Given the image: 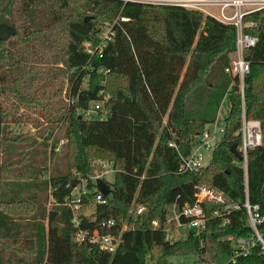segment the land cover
<instances>
[{
    "label": "trees",
    "instance_id": "trees-1",
    "mask_svg": "<svg viewBox=\"0 0 264 264\" xmlns=\"http://www.w3.org/2000/svg\"><path fill=\"white\" fill-rule=\"evenodd\" d=\"M119 16L129 21L117 27L101 56L86 53L84 43L99 40L105 24ZM244 21L252 24L245 33L258 38L244 52L250 62L246 116L264 126V9ZM0 24L17 30L0 42V264H170L182 255L211 264L233 255L229 237H250L244 209L213 218L222 210L216 204H207L210 220L200 237L190 231L172 242L166 228H152L154 219L193 204L198 185L223 192L228 204L245 201L242 162L231 152L240 144L242 102L238 79L226 73L236 51L235 26L180 7L122 0H0ZM100 90L111 94L106 117H85L81 112ZM227 94L225 133L209 166L182 172V157L215 121ZM11 124L52 125L64 135L50 146L45 138L21 161L5 165L9 143L33 140L13 136ZM100 162L115 170L105 204L96 202L91 179ZM248 178L249 201L264 213V145L249 152ZM83 182L91 193L77 210L80 226L120 236L115 253L75 241L67 202ZM133 205L147 211L130 213ZM107 218L116 220L114 228L102 227ZM126 222L131 226L124 230ZM228 264H264V257L254 252Z\"/></svg>",
    "mask_w": 264,
    "mask_h": 264
},
{
    "label": "built area",
    "instance_id": "built-area-1",
    "mask_svg": "<svg viewBox=\"0 0 264 264\" xmlns=\"http://www.w3.org/2000/svg\"><path fill=\"white\" fill-rule=\"evenodd\" d=\"M127 2H138L151 4L156 6H174L184 8L190 11H196L203 14L205 17H211L215 20L226 24L233 25L237 31L236 51L232 54L230 66L226 69L232 78L238 79V94L242 102V116L239 135L241 137L240 144H238V151L242 157V166L244 170V186L246 198L244 203L228 204L225 194L208 185L196 186L195 201L193 204H187L182 208H174L171 214H166L164 218H156L152 222L153 229L161 227L166 228L168 231L173 229L186 228L189 232L192 231L196 237H200L207 229L208 216L207 204H216L221 206L222 210H214L212 217L218 218L224 216L226 213H232L244 209L247 216V226L251 229L250 237L234 238L229 237L233 241L234 253L231 256V261L235 262L239 257H246L256 252L264 257V213L259 204H251L248 197L249 178H248V156L251 150L262 147L264 145V126L256 119H249L246 116L245 107V77L250 72V62L245 59L244 52L247 49L255 47L258 43V38L245 33V28L249 25L245 23L244 19L247 15L258 12L264 9V0H122ZM129 19L124 16L117 17L113 22L106 23L97 41L89 40L84 43L85 52L90 56L100 55L104 49L114 41L116 37V29L120 27L123 22ZM101 73L105 76L109 70L101 69ZM90 75L88 76V78ZM106 80L102 79L100 84L105 85ZM232 86L228 90L230 92ZM111 99V94L104 90L99 91V99L94 101L91 107L81 112L87 118H91V114L103 113L106 102ZM228 101V94L224 97L221 107L218 111L217 117L214 122L210 123L204 132L198 137L196 145L187 157H182L180 170L182 172H200L202 169L209 166L204 162V150H212V155L215 148L220 144L225 133L226 115L223 112L222 106L224 101ZM68 101V100H67ZM70 103V100H69ZM73 103V101L71 102ZM81 115V116H82ZM106 117V116H105ZM105 117H100L103 119ZM99 166L102 168L103 173L114 172L115 170L107 162H100ZM97 176V175H96ZM94 176L92 181L96 183L99 177ZM102 176V175H101ZM100 176V177H101ZM87 183V182H86ZM75 194V191H77ZM99 190V189H98ZM73 192L72 200L67 202L73 210V226L75 228V241L79 244L98 245L103 251L115 253L119 242L120 236L112 233H102L98 229L89 231L84 230L80 226L77 217V210L80 208L83 196H87L91 191L81 185ZM95 200L97 203L105 204L107 199L103 194L96 195ZM147 209L143 205L132 206L130 213L135 215L143 214ZM229 219H224L223 224H227ZM116 220L107 218L102 222V227L112 229L116 226ZM125 224H128L127 222ZM130 226H124V230Z\"/></svg>",
    "mask_w": 264,
    "mask_h": 264
},
{
    "label": "rangeland",
    "instance_id": "rangeland-1",
    "mask_svg": "<svg viewBox=\"0 0 264 264\" xmlns=\"http://www.w3.org/2000/svg\"><path fill=\"white\" fill-rule=\"evenodd\" d=\"M66 84V81H65ZM231 87V85H230ZM229 87V89H230ZM229 104L228 101H224L222 109L223 112L227 113L229 111ZM105 117V112L104 113H100V115H96V114H91V118H100V117ZM47 128L46 131L43 133V129ZM10 130H12L13 132V136L16 135H23L24 137H31L33 140L30 143H9L8 146L4 149V151L2 152V156H1V161L3 164L5 165H9L12 163H16L18 161H21L25 154H27L30 149L34 148V147H39L42 142H44L45 138H49V141H47L46 143L50 145H52L54 138L56 139L57 137H61L63 138L64 135V131L61 129L59 131H56V127L54 128V126L52 125H41V127L35 128L32 124H11L10 125ZM122 131L125 132V129L122 128ZM128 138V137H125ZM124 139V135L122 136V140ZM118 141H120L118 139ZM62 144H64V140L61 141V143L59 144L58 148H57V152L58 154H60L59 152V148L62 146ZM50 150V148H49ZM204 152V162L205 164H209L212 160V150L209 151H203ZM50 166V164H49ZM49 171L47 170L46 173L44 174L45 177H47L49 175ZM97 175V176H96ZM96 177L102 178L103 180H105V182L108 183H113L114 181V176L115 173L114 172H108V173H103L102 168H100V172L99 170H97L96 168ZM102 175V176H101ZM92 176L91 179L94 177ZM101 176V177H100ZM98 179V178H97ZM96 179V181H97ZM95 183V182H94ZM85 185H87L86 182H83L81 184L82 187H85ZM50 192V191H49ZM78 190L75 191V194H77ZM50 205H48L49 207ZM91 211H87L86 213L89 214ZM128 226L129 224H125L124 226ZM131 226V225H129ZM189 231L186 228L183 229H173L171 231H169V240H171L172 242L174 241H178V240H183L186 239L187 235H188ZM170 264H194L196 261V257L193 255H182V256H173L169 259ZM231 261V255L228 254H222L220 255L215 262L211 263V264H228ZM148 264H155L153 261H149ZM203 264V263H202ZM210 264V263H208Z\"/></svg>",
    "mask_w": 264,
    "mask_h": 264
},
{
    "label": "water",
    "instance_id": "water-1",
    "mask_svg": "<svg viewBox=\"0 0 264 264\" xmlns=\"http://www.w3.org/2000/svg\"><path fill=\"white\" fill-rule=\"evenodd\" d=\"M16 33H17V30H16L14 25L0 24V42L8 40L10 37L15 36ZM231 152L234 154V156L238 160H242V157L238 151V145L237 144L232 146ZM96 185H97L100 193L103 194L104 196H108L111 193V190H110L107 182H105V180H103L102 178L97 179Z\"/></svg>",
    "mask_w": 264,
    "mask_h": 264
}]
</instances>
